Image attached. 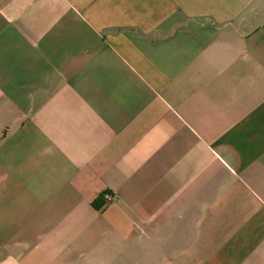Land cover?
Returning <instances> with one entry per match:
<instances>
[{
  "label": "crops",
  "instance_id": "0c3cea01",
  "mask_svg": "<svg viewBox=\"0 0 264 264\" xmlns=\"http://www.w3.org/2000/svg\"><path fill=\"white\" fill-rule=\"evenodd\" d=\"M0 264H264V0H0Z\"/></svg>",
  "mask_w": 264,
  "mask_h": 264
},
{
  "label": "built area",
  "instance_id": "2783aa9c",
  "mask_svg": "<svg viewBox=\"0 0 264 264\" xmlns=\"http://www.w3.org/2000/svg\"><path fill=\"white\" fill-rule=\"evenodd\" d=\"M102 197L104 201H108L109 199L113 197V194L110 191H105L102 193Z\"/></svg>",
  "mask_w": 264,
  "mask_h": 264
},
{
  "label": "trees",
  "instance_id": "16d2710c",
  "mask_svg": "<svg viewBox=\"0 0 264 264\" xmlns=\"http://www.w3.org/2000/svg\"><path fill=\"white\" fill-rule=\"evenodd\" d=\"M104 203V199L102 196L98 197L96 200H94L93 205L95 207H100Z\"/></svg>",
  "mask_w": 264,
  "mask_h": 264
}]
</instances>
